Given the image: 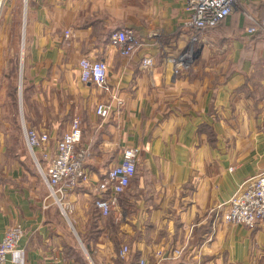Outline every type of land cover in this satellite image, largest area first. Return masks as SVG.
Here are the masks:
<instances>
[{
    "label": "crops",
    "instance_id": "crops-1",
    "mask_svg": "<svg viewBox=\"0 0 264 264\" xmlns=\"http://www.w3.org/2000/svg\"><path fill=\"white\" fill-rule=\"evenodd\" d=\"M18 1L0 19V240L24 230L6 264H78L79 243L89 264H155L160 254L170 256L164 264H264V223L219 217L264 170V0H240L180 72L169 58L189 48L188 0H20L21 24ZM125 28L145 42L131 57L110 40ZM85 56L108 64L107 90L81 81ZM101 102L113 108L107 120L96 114ZM70 114L82 121L90 184L59 202L29 162L25 128L49 134L35 152L47 167ZM127 147L141 153L117 223L96 209L94 186Z\"/></svg>",
    "mask_w": 264,
    "mask_h": 264
},
{
    "label": "built area",
    "instance_id": "built-area-1",
    "mask_svg": "<svg viewBox=\"0 0 264 264\" xmlns=\"http://www.w3.org/2000/svg\"><path fill=\"white\" fill-rule=\"evenodd\" d=\"M6 0H0V17ZM240 0H188L189 16L184 21V28L190 31L187 37L188 50L178 56L169 58L177 72L187 70L194 62L195 52L203 34L212 28L220 26L239 7ZM264 29V22L260 24ZM256 33V27L248 30ZM69 38V34H66ZM111 43L124 57H131L139 51L145 42L137 37L131 29H121L111 34ZM190 49V50H189ZM142 67L152 70L155 58L147 56L142 61ZM109 67L106 61L83 57L80 60V79L83 83H92L101 89H108ZM96 114L103 120L113 115L111 104L104 102L96 105ZM25 136L29 149L35 156L40 171L50 189V194L59 202L71 191L83 184H90V175L86 168L89 150L80 147L83 139V126L79 117L71 121V128L57 142V152L50 164L43 169L36 157V150L43 149L50 142L46 132L25 128ZM104 145L110 149L116 145L112 140H105ZM141 150L127 147L121 151V160L115 163L107 173L96 183L94 205L101 216L107 218L114 215L117 223L125 220L126 214L120 206V197L130 188L138 169ZM220 222L230 225H243L254 229L264 223V170L251 177L246 184L236 192L225 208L220 212ZM24 236L21 225L8 229L0 240V264H6L11 253L15 252ZM129 247L125 245L120 256L126 258ZM180 254L175 250L173 255ZM172 255V256H173ZM170 256L160 254L155 264H164ZM139 264H148L142 259Z\"/></svg>",
    "mask_w": 264,
    "mask_h": 264
},
{
    "label": "rangeland",
    "instance_id": "rangeland-1",
    "mask_svg": "<svg viewBox=\"0 0 264 264\" xmlns=\"http://www.w3.org/2000/svg\"><path fill=\"white\" fill-rule=\"evenodd\" d=\"M6 2H7V0L5 1V4H6ZM18 4H19V7H18V9H21L20 10V13L18 12H16V13H14V18L13 19H16V20H18V22H19V24H21V22H22V20L24 19V16H23V14H22V4H21V1L19 0L18 1ZM4 7H5V5H4ZM4 7H3V11H5L4 10ZM2 11V13H1V16H2V14H5L4 12ZM0 19H1V17H0ZM186 43H187V38H186ZM180 54V52L176 55V56H178ZM83 115V114H82ZM84 115H86V114H84ZM69 116V119L70 120H72L73 118H75L76 116H78V115H76V116H74V114H70V115H68ZM25 152V150H23V153ZM27 157H28V159H29V162H30V164L35 168V169H39V166H38V163H37V160L35 161V156H33V154L30 152V151H28L27 150ZM37 157L39 158L40 156L37 154ZM40 160V159H39ZM41 162V161H40ZM41 165H42V167H43V169H45L46 170V165L43 163V162H41ZM43 182H44V180H43ZM65 219L67 218L65 215L63 216ZM79 248H80V250H78L77 252H76V254H73L74 255V258H75V263H78V264H89V252H88V250H86V249H84L83 247H81L80 246V243H79Z\"/></svg>",
    "mask_w": 264,
    "mask_h": 264
}]
</instances>
